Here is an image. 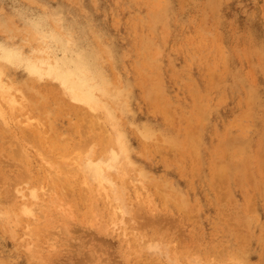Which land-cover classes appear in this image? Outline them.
<instances>
[{
	"label": "rangeland",
	"instance_id": "374dc122",
	"mask_svg": "<svg viewBox=\"0 0 264 264\" xmlns=\"http://www.w3.org/2000/svg\"><path fill=\"white\" fill-rule=\"evenodd\" d=\"M0 264H264V0H0Z\"/></svg>",
	"mask_w": 264,
	"mask_h": 264
},
{
	"label": "bare ground",
	"instance_id": "6f19581e",
	"mask_svg": "<svg viewBox=\"0 0 264 264\" xmlns=\"http://www.w3.org/2000/svg\"><path fill=\"white\" fill-rule=\"evenodd\" d=\"M101 168H102L101 164H95V165L88 164V165H86V170H87V173L89 174V176L92 177L93 179H97L100 181L105 180V178H106L105 175L103 174V171Z\"/></svg>",
	"mask_w": 264,
	"mask_h": 264
}]
</instances>
